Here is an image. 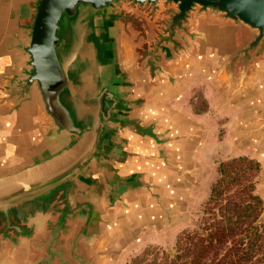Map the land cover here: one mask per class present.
<instances>
[{"label":"crops","instance_id":"0c3cea01","mask_svg":"<svg viewBox=\"0 0 264 264\" xmlns=\"http://www.w3.org/2000/svg\"><path fill=\"white\" fill-rule=\"evenodd\" d=\"M34 2L0 0V178L10 190L49 181L55 191L20 198L12 216L21 229L0 231V264H127L142 246L171 241L165 226L201 182L208 195L218 160L231 156L258 161L264 203V37L252 45L255 29L195 7L169 34L171 4L123 3L90 23V35L115 42L105 61L85 57L79 26L66 24L64 104L89 118L98 88L117 99L91 152L87 133L59 128L27 81Z\"/></svg>","mask_w":264,"mask_h":264},{"label":"water","instance_id":"95a60500","mask_svg":"<svg viewBox=\"0 0 264 264\" xmlns=\"http://www.w3.org/2000/svg\"><path fill=\"white\" fill-rule=\"evenodd\" d=\"M159 2L172 6L166 22L169 34L181 25L191 10L198 7L218 12L226 18L255 29L256 35L252 45L264 37V0H35L33 4L29 43L26 48L31 66L27 81L37 85L45 112L59 128L76 137L87 133L91 152L97 145L104 122L110 117L117 99L104 85L93 92L96 111L86 110L85 114L89 118H80L76 112L71 114L74 111L69 110L63 102L64 93L69 85L67 64L60 53L64 50L63 39L69 49L67 45L69 38L67 36L65 38V26L66 24L79 26V44L82 50L85 49L83 52L85 57L91 55V59L95 58L96 52L105 60L106 57L110 58L111 54L116 55V47L114 41L105 43L104 37L100 34L90 35V23L97 15L118 8L123 3L149 8ZM71 52L69 49L68 54ZM101 63L106 64L102 61ZM81 104L82 101L74 105ZM49 183V181L33 183L22 187L21 190H10L7 187L11 181L0 178V224L3 223L0 231H19L21 226L12 216V209L18 206L20 198L36 201L51 197L55 190L46 188ZM255 192L259 194L258 190ZM169 252L172 253V250Z\"/></svg>","mask_w":264,"mask_h":264},{"label":"trees","instance_id":"16d2710c","mask_svg":"<svg viewBox=\"0 0 264 264\" xmlns=\"http://www.w3.org/2000/svg\"><path fill=\"white\" fill-rule=\"evenodd\" d=\"M217 172L196 226L177 235L172 253L152 247L127 264H264L258 162L239 155L219 161Z\"/></svg>","mask_w":264,"mask_h":264},{"label":"rangeland","instance_id":"374dc122","mask_svg":"<svg viewBox=\"0 0 264 264\" xmlns=\"http://www.w3.org/2000/svg\"><path fill=\"white\" fill-rule=\"evenodd\" d=\"M237 156H239V155H237ZM231 157H235V156H231ZM231 157H229V158H231ZM229 158H226V159H229ZM226 159H222V160H226ZM251 159L257 161L256 159H253V158H251ZM219 161H221V159L218 160L216 167H218ZM262 183H263V181L261 179V173H260V169H259L258 175L256 177V181H255L256 191H257V187L260 186ZM199 187H200V189L195 192V198L190 199L189 203H187L184 206V208L181 210V212H179L178 215H175L174 217H172L170 222H168V224L165 226L166 233L171 234L172 236L174 235L171 238V241L169 243L166 242L165 244L164 243L163 244H159V243L146 244V245L142 246L136 252H133L132 254H130L127 257L126 263H128L130 258L142 253L145 249H149L152 247H158L161 249L170 250L172 248V246L174 245V241H175L177 235L180 232L187 230V229H191V228L196 226L198 219H199V216H200L201 206H202L204 200L208 196V195H205L207 192V189L203 188L205 186H203L202 182L199 184ZM208 194H209V192H208ZM261 216H262V218H264V213H261Z\"/></svg>","mask_w":264,"mask_h":264}]
</instances>
